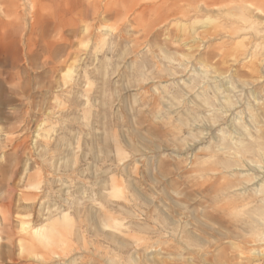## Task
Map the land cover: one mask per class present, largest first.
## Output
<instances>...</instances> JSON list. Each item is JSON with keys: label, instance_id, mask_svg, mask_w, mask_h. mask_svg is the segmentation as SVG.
Listing matches in <instances>:
<instances>
[{"label": "rangeland", "instance_id": "1", "mask_svg": "<svg viewBox=\"0 0 264 264\" xmlns=\"http://www.w3.org/2000/svg\"><path fill=\"white\" fill-rule=\"evenodd\" d=\"M247 17L261 34L230 35ZM223 97L237 103L226 115ZM216 114L213 135L264 155V0H0V264H227L215 257L262 247L202 217L210 201L184 199L247 174L235 147L203 137ZM258 205L235 219L258 221Z\"/></svg>", "mask_w": 264, "mask_h": 264}, {"label": "bare ground", "instance_id": "2", "mask_svg": "<svg viewBox=\"0 0 264 264\" xmlns=\"http://www.w3.org/2000/svg\"><path fill=\"white\" fill-rule=\"evenodd\" d=\"M240 17H241V15H240ZM212 21L213 20H211V19L206 20V22H209V23H212ZM245 21L248 24V25H245V28L242 29L241 27L235 26V27H233V29L236 32L235 33L232 32V34H230V35L235 36V34H237L239 31L246 30V29H248L249 31L250 30L253 31L255 33V35H259V33L261 32V31L257 30L259 23L256 20H251L248 17H247V20H245ZM185 27L186 26H182L179 28L182 30L183 33H189L191 35L190 29L185 28ZM191 28H192V30H194L193 25H191ZM247 36H248V34H245V35H243V37L241 39L234 40V43H235L234 44V52H235V54L240 53V52L242 53L243 50L245 48H247V45L244 42V40L247 39ZM195 38H197V37H195ZM198 39H200V38H198ZM232 41L230 39L229 45H231V46H233V43H231ZM259 43H261V42H259ZM185 45H187V44H183V46H185ZM187 47H188V45H187ZM256 48H257V46H255V49ZM188 49L190 51L191 47L189 46ZM259 50H260V48H259ZM247 54L248 53H246V55ZM248 57L249 56H247L246 58H248ZM251 57H252V54L250 55V59H249L250 61L248 60L250 62L249 63L250 65H247L246 68L248 70L250 69L251 72H257L256 69H259V67L257 66L258 64L256 65V64L252 63ZM260 69H261V67H260ZM260 74H261V72H260ZM221 88H223L222 85L219 87H212V91L216 95H218V93L220 91L231 92V90L229 88H223L222 90H221ZM253 96H251V97H253ZM254 97H253V99H254ZM256 98L257 97H255V99ZM222 99H224L226 101V103L223 104L224 105V107H223L224 111L222 112L223 114L226 115L227 113L230 112V110H232V108L237 103H235V105H234L232 102L230 103V101L227 98L223 97ZM195 108L196 109H193L192 111L197 110L199 108V106L196 105ZM225 117L229 118L230 116H225ZM216 118H217L216 120L214 119V120L210 121L208 123V125L206 123L201 127L205 131V134H203V137L207 136L209 139H212V140H216L218 138L219 141L223 143V145H229V147H235V151L237 152V154H235V156H233V159L235 160L234 162L238 161L240 164H244L245 167L248 166V169L246 172L247 174H243L241 177H238V178H236L234 176H232V178H224V177L221 178L220 177L221 180L217 178L214 180L213 183L210 182V184H208V185H205L204 183L198 184V185L195 184V185H193L195 188H192L191 190L188 189V191L185 192L184 199L185 200H194V199H196L195 196H200V199L197 201V204L199 206L202 205L201 201H204V202L210 201L211 205L213 204V208L211 209V211H201L200 214L202 217L206 218L209 221L214 222L218 226L224 227L229 233V235L225 236L226 238L235 239L236 237H238V238H240L239 242L243 243V245H245V246L255 244L256 242H260L261 244H263V246L260 248H254V249L252 248L249 250L248 249L246 250V248H242L241 246H236L234 244V246H236L235 250H237V254L229 255V253L223 252V253H221L215 257V259L217 261L230 264V262L234 260V257H236V259H239L241 262L245 261L246 264H264V239L258 235L259 234L258 229L261 227L264 228V223H263L264 219L263 220L260 219V218H262V216H264V198L259 200L260 197L262 195H264V155L263 154H261V155L257 154L256 151L251 152L252 150H250V147L246 148L241 140L240 141L238 140L239 145L237 146V143L232 142L233 141L232 137L230 139H228V140H230V144H228V140L225 137H223L219 134H216V136H215V134L213 135L212 132L215 129L216 124L220 123V120H218V118L220 119V116L216 114ZM235 122H236L235 120H232V121L227 120L223 125H225L227 127L226 129H228V131L231 133V135L236 134L238 137L245 136L244 133H242V132L240 133V128L238 126H235ZM227 135H228V133H227ZM207 137H206V139H207ZM204 139L205 138H203V140ZM221 150H223V149H221ZM248 156L261 157L260 161H259L261 166L250 167L249 164L245 162L246 158ZM217 165H218L217 162L208 163V166L212 167L213 169H217ZM259 170H263V172H260ZM248 172H251V174ZM111 180H112L111 190L109 192L110 196L117 194V193H121L122 183L120 181L114 179V178ZM251 185L252 186L255 185V187L253 188L254 191L252 194L251 193L246 194V190H244L242 193L240 192V194H233L232 197L229 195H225V192L231 188L239 187V186H251ZM240 189L241 188H239V190ZM211 195H213V196H211ZM219 202L222 203L221 206H217L216 203H219ZM258 203H259L258 208L263 210L259 214H256V217H257L256 220H258V221H255L253 218H251V216L243 217L242 219L240 218L238 220L235 219L238 216H240V214L244 211L245 208L247 209L250 206L253 207ZM230 217H231V220H230ZM103 218H106V220H108V221L111 220V222H113V225H115V224L118 225L117 220L107 210H105L103 212ZM234 219L236 221H234ZM70 220H71V218H70L69 213L66 211H63V212L57 213L56 217L54 219L50 220V225H51V228L52 227L53 228H57V227L62 228ZM169 224L173 225L172 222H170ZM107 226L110 227V225H107ZM237 230H242V231H244V233L247 232L249 239H246L242 235L237 233ZM257 231H258V233H257Z\"/></svg>", "mask_w": 264, "mask_h": 264}]
</instances>
